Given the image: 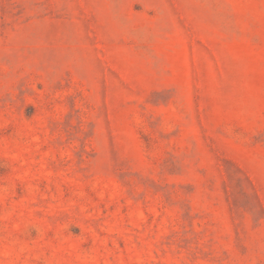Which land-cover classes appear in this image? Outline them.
Masks as SVG:
<instances>
[{
    "label": "rangeland",
    "instance_id": "1",
    "mask_svg": "<svg viewBox=\"0 0 264 264\" xmlns=\"http://www.w3.org/2000/svg\"><path fill=\"white\" fill-rule=\"evenodd\" d=\"M0 264H264V0H0Z\"/></svg>",
    "mask_w": 264,
    "mask_h": 264
}]
</instances>
